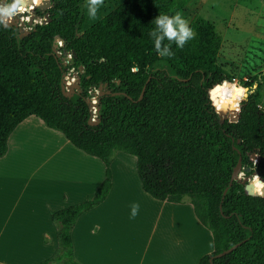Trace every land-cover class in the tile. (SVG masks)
<instances>
[{
	"label": "trees",
	"instance_id": "obj_1",
	"mask_svg": "<svg viewBox=\"0 0 264 264\" xmlns=\"http://www.w3.org/2000/svg\"><path fill=\"white\" fill-rule=\"evenodd\" d=\"M50 1L44 12L49 21L26 35L16 25L0 24V158L11 134L33 116L97 159L104 176L93 198L51 214L59 247L36 264H82L71 232L107 199L115 151L136 158L141 189L152 199L189 200L212 237L213 251L198 264H264V104L246 93L237 122L219 119L218 98L234 116L240 97L229 85L235 77L217 63L222 40L215 23L195 17L189 24L193 38L183 48L173 42L174 55L161 57L149 37L153 19L182 11L189 0H126L80 35L84 0ZM23 2L34 12L45 0ZM58 43L74 53L73 67L83 70L79 91L70 97L61 91L65 66L54 49ZM100 85L106 90L98 101L99 122L91 125L87 99ZM250 86L247 81L238 90ZM239 157L251 168L252 183L229 186Z\"/></svg>",
	"mask_w": 264,
	"mask_h": 264
},
{
	"label": "crops",
	"instance_id": "obj_2",
	"mask_svg": "<svg viewBox=\"0 0 264 264\" xmlns=\"http://www.w3.org/2000/svg\"><path fill=\"white\" fill-rule=\"evenodd\" d=\"M17 128L8 139L6 155L0 158V171L12 173L14 167L23 163L19 158L27 151L25 148L30 150L26 164H32L30 167L35 169L28 174L40 177L47 185L40 202L34 201L32 205L28 200L29 207L25 203L21 206L23 212L17 223L30 242H34L31 247L56 248L59 245L57 227L51 214L93 198L103 176L97 178L95 160L71 147L61 134L46 129L40 138L31 134V128L21 131ZM33 145L36 149H32ZM120 182L131 184L132 195L117 192L119 186L114 184L112 173L107 199L84 213L75 224L71 237L77 261L82 264H198L203 255L213 251L211 234L199 223L187 198L179 204L161 202L144 193L139 180L133 176L123 177ZM124 198L126 204L119 206ZM132 202L138 205L136 223L129 225L135 231V239L126 242L114 235L118 223L113 217L118 216L121 222L124 217L133 216L129 206Z\"/></svg>",
	"mask_w": 264,
	"mask_h": 264
},
{
	"label": "rangeland",
	"instance_id": "obj_3",
	"mask_svg": "<svg viewBox=\"0 0 264 264\" xmlns=\"http://www.w3.org/2000/svg\"><path fill=\"white\" fill-rule=\"evenodd\" d=\"M124 1L126 0H104L103 6L98 11V18L90 20L84 0L81 4L82 21L78 26L77 35L82 34ZM2 2L3 0H0V3ZM22 6L23 11L18 12L7 21L8 24L17 25L22 34L31 31L37 24L47 22L44 16L46 9L43 8V5L37 7L33 15L24 12L23 0ZM181 12L189 24L197 16H202L215 23L216 30L222 40L217 63L225 72L235 77L236 82L229 85H232L239 95V104L241 105L245 93H254L258 100L264 104V0H189ZM54 49L64 63V78L67 81V90H70V85L77 82L83 70L73 67L71 63L72 53L64 50L62 43H58ZM247 81L251 83V86L246 87L244 93L239 92L238 88L244 86ZM105 90V85H100L89 91L90 95L87 101L90 107L95 106L97 99ZM215 110L220 113L224 110L225 114H222L225 118L229 108L219 104L218 98ZM95 119L96 117L93 116V120ZM26 120L17 130L19 128L20 131L24 128H31L32 135H38L42 138L43 132H46L47 128L33 116L28 117ZM220 120L223 121V118H220ZM32 149H36V145H33ZM25 150L27 151L21 154L19 158L23 163L19 167L13 168L14 173L0 171V262H7L5 264H8V262L13 264H36L45 260V258H41L42 256L49 257L59 247L49 246L45 249L37 246L31 247L30 245L34 242H30L24 230L17 223L20 214L23 212L21 206L25 203V207H29L28 200L31 201L32 205L34 201L40 202L42 200V190L47 185L40 181V177L28 174L35 168L30 167L32 164H26L28 163L27 155L30 150L26 148ZM63 155L68 158L67 154L62 153ZM111 158L110 168L115 180L114 184L119 186L117 192H130L129 195H132L134 188L131 184H124L120 181L127 176H133L138 180L136 158L118 151H115ZM11 159L15 158L11 157ZM94 160L97 166L96 176L100 178L104 176L103 167L97 159ZM245 168L243 166L240 169L239 180L249 182L253 176L249 174L250 172H246ZM49 189L52 190V188ZM125 204L126 198L122 200L119 206ZM134 204L132 202L129 206L132 207ZM113 218L118 223L114 228V235L126 242L133 241L135 231L129 225H135L136 216L124 217L121 222H119L118 216Z\"/></svg>",
	"mask_w": 264,
	"mask_h": 264
},
{
	"label": "clouds",
	"instance_id": "obj_4",
	"mask_svg": "<svg viewBox=\"0 0 264 264\" xmlns=\"http://www.w3.org/2000/svg\"><path fill=\"white\" fill-rule=\"evenodd\" d=\"M104 0H85L87 15L90 20L98 18V11L103 6ZM23 11L22 0H3L0 3V24L7 23L18 12ZM154 27L149 31V37L154 43L156 52L161 57H171L174 52L171 44L174 42L177 48H183L185 43L193 38V30L189 27L187 19L181 11L174 14L159 13L153 19ZM168 41V43H164ZM138 205L132 206V214L135 215Z\"/></svg>",
	"mask_w": 264,
	"mask_h": 264
},
{
	"label": "water",
	"instance_id": "obj_5",
	"mask_svg": "<svg viewBox=\"0 0 264 264\" xmlns=\"http://www.w3.org/2000/svg\"><path fill=\"white\" fill-rule=\"evenodd\" d=\"M50 7H51V1H50V0H46V1L44 2V4H43V8H44V9H48V8H50ZM45 19H46L47 22L49 21V19H48L47 17H45ZM4 25H5V26H8V25H15V24H12V23H9V24H8V23H5ZM16 26H17V25H16ZM26 34H28V32H26ZM26 34H23V35H26ZM54 48H55V47H54ZM73 54H74V53L72 52V56H73ZM73 58H74V56H73L72 59H71V63H73ZM63 76L65 77V74H64ZM66 83H67V81L65 80V78H63L62 83H61V91H62V93H63L64 96L70 97L71 95H73L74 92L79 91V78L77 79V82H76V83H73V84L70 85V90H67ZM225 84H228V83H225ZM143 91H144V88H143V90H142V92H141V94H140L138 100H140V99L142 98V96H143ZM104 93H105V92H103V93L101 94V96H102ZM246 95H247V94L245 93V94H244V97H245ZM99 98H100V97H99ZM99 98L97 99V101H96V103H95V106H94V107H95V115H94V116L96 117L95 120H93V111H92V110H93V107H90V109H91V111H92V117L89 119V124H91V125H96V124L99 122V120H98V118H97V116H98V111H99V106H98ZM227 112L229 113V111H227ZM239 113H240V104H239V110H238V113H237L236 115H234V116H229V115L227 114V115H225L226 117L224 118V115H223L222 113L217 112L219 119H220V118H223V120L227 119L228 122H231V123H235V122L238 121V119H239ZM242 167H243V166H242V164H241V157H239V158H238V161H237V163H236V165H235V167L233 168V171H232V174H231V178H230V182H229V186H231L233 182H237V183H241V184H244V183L247 182V180H243V181H240V180H239L240 169H241ZM245 170H246V172H251V168H249V167H246ZM252 174H256V175H257L256 172H253ZM249 183L251 184L252 182L249 180ZM227 189H228V188H226V189L224 190V192H223V196L226 194ZM238 245H239V244H235L234 246H232V247L229 248L228 250H225V251H223V252L217 254L215 257H217V258H218V257H222V256H224V255L230 253V252H231L232 250H234ZM211 260H212V258H211Z\"/></svg>",
	"mask_w": 264,
	"mask_h": 264
},
{
	"label": "bare ground",
	"instance_id": "obj_6",
	"mask_svg": "<svg viewBox=\"0 0 264 264\" xmlns=\"http://www.w3.org/2000/svg\"><path fill=\"white\" fill-rule=\"evenodd\" d=\"M24 12H28V13H30L31 15H33V12L31 11V9L28 7V6H25L24 7ZM34 23V22H33ZM93 107V116L95 115V107L94 106H92ZM254 176L257 178V175L256 174H254Z\"/></svg>",
	"mask_w": 264,
	"mask_h": 264
}]
</instances>
